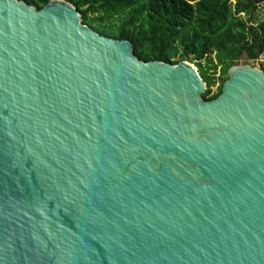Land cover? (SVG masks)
Masks as SVG:
<instances>
[{
	"label": "water",
	"instance_id": "water-1",
	"mask_svg": "<svg viewBox=\"0 0 264 264\" xmlns=\"http://www.w3.org/2000/svg\"><path fill=\"white\" fill-rule=\"evenodd\" d=\"M226 76L0 0V264H264V70Z\"/></svg>",
	"mask_w": 264,
	"mask_h": 264
},
{
	"label": "trees",
	"instance_id": "trees-1",
	"mask_svg": "<svg viewBox=\"0 0 264 264\" xmlns=\"http://www.w3.org/2000/svg\"><path fill=\"white\" fill-rule=\"evenodd\" d=\"M38 10L49 0H23ZM95 32L128 40L145 62L193 64L203 79L204 101L216 99L227 70L248 60H264V0H65ZM262 69V63H260ZM219 84L214 91L215 75Z\"/></svg>",
	"mask_w": 264,
	"mask_h": 264
},
{
	"label": "rangeland",
	"instance_id": "rangeland-1",
	"mask_svg": "<svg viewBox=\"0 0 264 264\" xmlns=\"http://www.w3.org/2000/svg\"><path fill=\"white\" fill-rule=\"evenodd\" d=\"M258 18H259V20L264 21V4L259 7ZM260 63H262V69H264V60L262 59V57H260V59H258L256 61H251V60H248L245 56H243L238 61V64H240V65H249V66H253L257 69H260ZM219 83L220 82H219V77H218V73H217L215 75V85L212 87V91H214L216 89V87L218 86Z\"/></svg>",
	"mask_w": 264,
	"mask_h": 264
}]
</instances>
